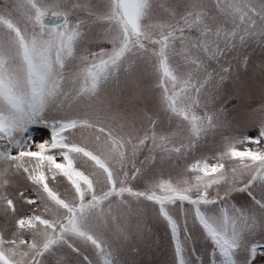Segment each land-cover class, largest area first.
<instances>
[{
  "label": "snow or ice",
  "instance_id": "obj_1",
  "mask_svg": "<svg viewBox=\"0 0 264 264\" xmlns=\"http://www.w3.org/2000/svg\"><path fill=\"white\" fill-rule=\"evenodd\" d=\"M255 46L264 0H4L0 264H125L109 234L141 253L161 229L168 264H264V106L254 135L207 111Z\"/></svg>",
  "mask_w": 264,
  "mask_h": 264
},
{
  "label": "rangeland",
  "instance_id": "obj_2",
  "mask_svg": "<svg viewBox=\"0 0 264 264\" xmlns=\"http://www.w3.org/2000/svg\"><path fill=\"white\" fill-rule=\"evenodd\" d=\"M4 0H0L2 4ZM51 2V0H50ZM232 57L233 67L239 62L240 72L235 79L229 82V95L227 100L231 103H222L220 98L209 104L207 111L209 114L220 112L223 108L222 115L226 120V127L221 131L239 132H255L252 128L253 123L258 122L261 118L260 109L264 106V52L258 46L248 50L247 56L250 58L247 67L241 62V57L238 53L230 54ZM135 80L138 87L147 93V90L154 89L156 81L152 78L151 69L143 66H138L134 69ZM128 95L125 89L124 78L107 87L103 97L112 99L114 110H125V105L122 102L117 103L116 98ZM146 100H151V95L146 96ZM198 114H203L204 109H198ZM139 126V124L137 125ZM230 126V127H229ZM31 134L35 137V142H41L42 139L49 138V130L40 126L33 127ZM219 136L213 140L212 136L207 138V143L203 145L206 149V154H211L219 144ZM34 150V149H33ZM63 192V188L60 189ZM257 198H259L257 194ZM238 204L248 202L250 198L247 194H233L229 198ZM3 218L0 217V225H3ZM110 241L113 247L117 250L118 258L125 264H168L170 253L167 248V239L161 229L156 233V244L150 249L141 253H136L131 250L128 244L122 243L115 236L109 234ZM259 238V236L257 237Z\"/></svg>",
  "mask_w": 264,
  "mask_h": 264
}]
</instances>
